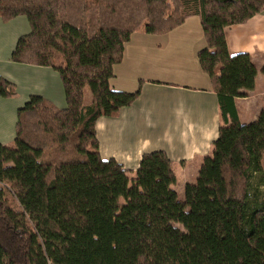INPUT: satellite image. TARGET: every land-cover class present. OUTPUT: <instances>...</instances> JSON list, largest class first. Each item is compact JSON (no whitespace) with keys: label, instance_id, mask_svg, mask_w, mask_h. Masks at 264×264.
<instances>
[{"label":"trees","instance_id":"16d2710c","mask_svg":"<svg viewBox=\"0 0 264 264\" xmlns=\"http://www.w3.org/2000/svg\"><path fill=\"white\" fill-rule=\"evenodd\" d=\"M261 14L264 0H0L5 23L24 16L31 28L11 60L57 72L67 102L31 96L13 143H0V264H264V113L244 124L234 105L258 70L250 55L230 56L225 36ZM192 17L223 124L181 200L167 153H145L132 181L102 157L96 127L141 95L143 81L134 93L111 86L132 35ZM16 94L0 75V97Z\"/></svg>","mask_w":264,"mask_h":264},{"label":"crops","instance_id":"0c3cea01","mask_svg":"<svg viewBox=\"0 0 264 264\" xmlns=\"http://www.w3.org/2000/svg\"><path fill=\"white\" fill-rule=\"evenodd\" d=\"M19 18L5 23L0 15V75L17 86L13 98L0 97V143L4 145L13 143L18 111L31 96H42L59 108L67 106L57 72L11 60L18 42L10 33L12 24L16 22L24 29L29 23ZM18 27L13 29L17 31ZM225 36L230 56L248 54L258 70L254 90L248 97L234 101L240 121L252 123L264 113V14L227 27ZM205 47L199 17L189 18L166 35L138 30L126 44L123 61L114 68L111 86L116 91L134 93L143 81L141 95L133 105L102 117L96 127L102 157L123 165L132 181L145 153H167L176 175V184L171 188L181 200L185 186L196 182L204 159L212 155L223 124L220 96L198 61V53ZM182 54L187 56L186 67L176 58ZM171 71V76L182 80V84L167 78ZM151 74L155 76H148Z\"/></svg>","mask_w":264,"mask_h":264},{"label":"rangeland","instance_id":"374dc122","mask_svg":"<svg viewBox=\"0 0 264 264\" xmlns=\"http://www.w3.org/2000/svg\"><path fill=\"white\" fill-rule=\"evenodd\" d=\"M18 20H25L27 23H28V20H27V18L26 17H20ZM19 25H18V23H13L12 24V29H11V34H13V36H14V38H16V40H19V38H21L22 36H25V35H27V34H29L30 33V31H31V28H30V25H29V23H28V26L27 27H25L24 29L23 28H20V27H18ZM16 27H18L19 29H17V31H15L13 28H16ZM11 28V26H9V29ZM27 29V30H26ZM26 30V31H25ZM128 44V43H127ZM182 56L183 57H176V58H179L181 61H182V63H183V67H186V65H187V56L186 55H184V54H182ZM170 62H168V64H169ZM187 67H189V64H188V66ZM188 69V68H187ZM173 70V69H172ZM173 73V71H171L170 73H168L170 76L169 77H167V78H170V79H176V80H179V78H175V77H173V76H171V75H173L172 74ZM115 74V73H114ZM188 74V73H187ZM121 76H122V72H121V74H120V76H119V78H121ZM148 76H155V75H148ZM146 78H148V77H146ZM151 78V77H150ZM160 79H162V77L160 76L159 77V79L158 80H160ZM139 82V81H138ZM177 83H180V84H182V80H179V81H176ZM141 83V82H140ZM139 87L140 86H138L137 87V89H136V91L139 89ZM129 93H131V92H129ZM86 101H87V104H90L91 103V93L89 92V91H87V93H86ZM181 188H182V192H183V195H184V189H183V187H182V185H181ZM178 190H180L179 189V187H178ZM181 192V191H180ZM182 195V196H183ZM184 198H185V195H184ZM178 227H180V228H182L183 229V227L181 226V225H178Z\"/></svg>","mask_w":264,"mask_h":264}]
</instances>
